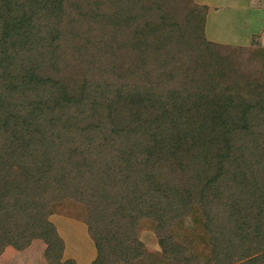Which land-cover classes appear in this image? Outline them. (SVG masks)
Wrapping results in <instances>:
<instances>
[{
  "label": "trees",
  "instance_id": "trees-1",
  "mask_svg": "<svg viewBox=\"0 0 264 264\" xmlns=\"http://www.w3.org/2000/svg\"><path fill=\"white\" fill-rule=\"evenodd\" d=\"M194 0H0V254L63 242L48 221L85 206L90 264L163 255L203 210L214 264H264V47L210 43ZM257 40V41H254Z\"/></svg>",
  "mask_w": 264,
  "mask_h": 264
},
{
  "label": "rangeland",
  "instance_id": "rangeland-1",
  "mask_svg": "<svg viewBox=\"0 0 264 264\" xmlns=\"http://www.w3.org/2000/svg\"><path fill=\"white\" fill-rule=\"evenodd\" d=\"M207 11L208 9L206 10V15ZM204 34L206 40L214 44L239 47H247L250 45V43L247 45H229L226 43L220 44L211 40L209 41L206 37L205 25ZM235 40L237 39H232V41ZM259 42L261 46L264 47L263 39L260 38ZM202 213L203 210L199 206L194 205L191 208L189 207L187 212L181 214L177 220L166 227V236L170 237L171 241L182 250L183 257L190 261L189 264H214L211 256V243L205 232L206 230L203 223ZM86 218L87 214L85 206L76 202L73 197L68 196L59 202H53L51 204L48 221L53 225L57 235L63 242L62 262L67 261L68 259L70 260L71 257L73 258L76 254L77 258L75 257V260L77 264H86L85 253H88L87 250L94 247V244L87 233ZM155 228L156 224L148 219H141L139 221L136 227V237L139 244L142 246L144 255L137 258L133 264H174L171 258L162 254L157 243L156 235L154 234ZM34 248L38 250L41 264H47L44 258L46 245L41 240H32L27 247L20 251L15 250L12 247H7L3 252L6 249H12L11 251L18 252H28ZM31 254L37 257L35 250H32ZM1 255L2 254H0V256ZM78 256L84 257L81 259ZM12 262L13 261L10 260L7 264H12Z\"/></svg>",
  "mask_w": 264,
  "mask_h": 264
},
{
  "label": "crops",
  "instance_id": "crops-1",
  "mask_svg": "<svg viewBox=\"0 0 264 264\" xmlns=\"http://www.w3.org/2000/svg\"><path fill=\"white\" fill-rule=\"evenodd\" d=\"M194 1L196 4L206 6L208 9L205 33L209 41L229 45H247L250 43L252 36H259L264 42V0ZM232 39L237 40L232 41ZM92 248L87 250L88 253H85L86 264H90L95 259L96 251L94 247ZM11 250L6 249L1 253L0 264H7L10 260L13 261L12 264H41L40 255L35 248L28 252ZM32 250H35L37 257L31 254ZM75 257L77 258L76 254L70 260L77 264ZM82 257L80 258L82 259Z\"/></svg>",
  "mask_w": 264,
  "mask_h": 264
}]
</instances>
